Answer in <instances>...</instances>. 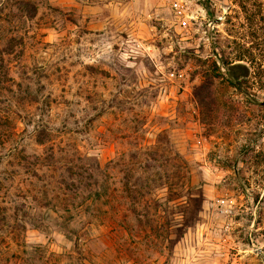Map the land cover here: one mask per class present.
Masks as SVG:
<instances>
[{
  "label": "rangeland",
  "instance_id": "1",
  "mask_svg": "<svg viewBox=\"0 0 264 264\" xmlns=\"http://www.w3.org/2000/svg\"><path fill=\"white\" fill-rule=\"evenodd\" d=\"M178 8L0 0V264H264V0Z\"/></svg>",
  "mask_w": 264,
  "mask_h": 264
},
{
  "label": "trees",
  "instance_id": "2",
  "mask_svg": "<svg viewBox=\"0 0 264 264\" xmlns=\"http://www.w3.org/2000/svg\"><path fill=\"white\" fill-rule=\"evenodd\" d=\"M23 8L27 11V15L28 16H32L33 14H34V12H35V7H33L32 6V4H31V2H29V1H25L24 3H23ZM240 64H233V65H231L232 67H236V66H239ZM229 81H230V83H232V84H234V85H237V78L236 77H234L233 76V78H230L229 77ZM207 90L209 91V85L207 84V83H204L203 82V84H201V85H199L198 87H197V92H196V94L197 95H202V96H204V95H207ZM202 96H199V100L202 102L203 101V98H202ZM41 141V140H40Z\"/></svg>",
  "mask_w": 264,
  "mask_h": 264
},
{
  "label": "built area",
  "instance_id": "3",
  "mask_svg": "<svg viewBox=\"0 0 264 264\" xmlns=\"http://www.w3.org/2000/svg\"><path fill=\"white\" fill-rule=\"evenodd\" d=\"M169 1H170V5L173 8H175L177 10V12H179L180 10H179L178 7H181V3H182L183 0H169ZM181 23L184 26L185 23H186V20L185 19L181 20ZM220 201H221L220 204H223L224 203V199H222Z\"/></svg>",
  "mask_w": 264,
  "mask_h": 264
},
{
  "label": "water",
  "instance_id": "4",
  "mask_svg": "<svg viewBox=\"0 0 264 264\" xmlns=\"http://www.w3.org/2000/svg\"><path fill=\"white\" fill-rule=\"evenodd\" d=\"M219 1H221V2H223V3H226L227 0H219Z\"/></svg>",
  "mask_w": 264,
  "mask_h": 264
}]
</instances>
